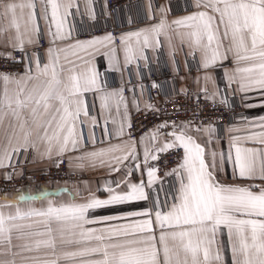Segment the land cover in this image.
Here are the masks:
<instances>
[{
  "label": "snow or ice",
  "instance_id": "snow-or-ice-1",
  "mask_svg": "<svg viewBox=\"0 0 264 264\" xmlns=\"http://www.w3.org/2000/svg\"><path fill=\"white\" fill-rule=\"evenodd\" d=\"M41 3L43 18L49 21L52 43L68 38L70 31L65 21L73 7L72 0H41ZM195 6L197 11L171 24L161 19L149 29L122 36V43L127 45L126 62L133 58V49L128 43L131 38H136L137 47H148L152 40L159 43L158 37L166 35V29H185L176 34L193 51L201 53L204 68L231 56L236 67L228 74L229 81H235L241 91H264V0H195ZM4 21L0 23V34L14 50L23 53L26 44L38 43L40 28L35 0H0V22ZM113 39L108 35L77 41L70 48L86 51L97 44L111 43ZM69 50L49 47V61L42 66L36 55L35 72L29 68L23 76L0 73V128L4 129L7 140L0 151V167L5 166L13 153L21 148H36L38 142L47 145L42 155L50 156L53 147L57 155L80 148L82 137L77 133L76 123L82 111L87 115L83 94L100 90V86L94 69L77 71L75 61L68 59ZM61 53H65L67 68L60 63ZM77 59L87 63L83 57L77 56ZM110 97H116L118 109L124 99L122 94H106L102 97L104 106ZM116 135L123 136V125ZM170 135L173 140L155 151L182 147L184 156L183 162L173 170L179 179V189L174 202L166 206L167 210L157 200L152 209L127 213V217H139L129 223L100 229L89 226L94 223L89 219L91 209L146 201L148 195L143 181L128 183V190L123 192L113 189L109 182L106 199L92 195L83 203L57 205L49 201L39 209H23L17 205L9 213L0 205V264H225L222 235L227 237L232 264H264V186L220 183L216 179V153L211 154L209 164L204 148L191 136L184 132ZM254 135L264 145V131ZM157 137V132L152 133V140ZM239 139L233 137L235 155L233 158L230 152L227 159L233 162L239 178L264 180V151L240 147L236 143ZM13 140L17 141L15 145ZM117 151H123L122 145L88 152L78 159L88 158L93 165L99 160L101 165L111 166L112 160L119 165L136 158L133 142L131 150L122 156L104 159ZM149 157L158 158L145 148V163ZM220 162H224L223 153ZM156 171L153 167L147 168V186L157 179ZM113 219L121 217L103 218ZM73 245L79 247L65 250Z\"/></svg>",
  "mask_w": 264,
  "mask_h": 264
},
{
  "label": "crops",
  "instance_id": "crops-1",
  "mask_svg": "<svg viewBox=\"0 0 264 264\" xmlns=\"http://www.w3.org/2000/svg\"><path fill=\"white\" fill-rule=\"evenodd\" d=\"M98 1L99 7L106 9V0ZM35 2L40 28L39 38L41 34H44L48 42L44 52V62L41 66L49 61L47 51L49 47L69 48L70 50L67 53L68 59L75 61L77 71L94 69L98 73L97 79L100 90H93L83 94L87 115H84L82 111L76 123L77 133L82 137L78 150L67 151L63 155H57L56 148L53 147L50 156L42 155L47 145L43 142H38L36 148L29 147L27 150L21 148L20 151L13 153L11 159L5 161V166L0 167V179H12L19 177L24 172L28 174L46 172L50 168L57 166L62 158H66L68 169L75 177L50 181L45 184L26 185L15 191H0V205H4L3 210L6 213L14 212L17 205L23 209H28L29 207L39 209L46 207L49 201L57 205L72 202L83 203L92 195L99 199H106L109 195L107 191L109 182L113 189L123 192L128 190L126 187L128 183L143 181L146 184L145 191L148 195L147 170H142L141 167L137 169L134 166L136 164L140 165V161L144 160L145 148L150 151V154L155 155L156 148L162 147L165 142H171L173 140V137L170 135L172 132H176L177 134L184 132L186 135L191 136L204 148L205 159L209 164L212 159L211 154H217L216 179L220 183L240 186H264V180L259 178H239L238 170L235 169L233 162L227 159L230 152L233 158L235 155V149L232 147L233 137L240 138L236 141L240 147L264 151V145L259 143L260 137L254 135L264 131V127H261L264 124V121L261 120L264 117V91L259 89L241 91L235 81H229L228 74L236 67L231 56L227 60H218L214 65L206 69L202 65L201 53L193 51L189 44L186 41L182 42L180 36L176 34L177 32L185 31V29H166L167 34H161L158 37L159 43L152 40L148 47H137L136 38H131L128 43L132 46L133 58L131 62H126L125 49L127 45L122 43V36L142 29H149L151 26L159 23L161 19H165L171 24L176 19L188 16L197 11L195 0H190L192 6L190 10L184 11H175L182 6L184 7V4L179 3L171 6L167 0H159L158 6L146 2L143 6L130 8L123 14L130 24H132L131 26L134 27L122 33L119 36V42L110 33L86 39L72 38L70 27L76 28L81 25L82 18L93 20L96 12L94 0H72L73 7L69 9L70 14L66 17L65 21V27L70 31V36L63 40H57L54 44L49 34V21L44 19L42 15L44 5L41 3V0H35ZM161 9H163V12ZM0 23H6V21ZM108 35L114 38L111 43L104 42L97 44L86 51L70 48L77 41H88ZM169 37H171V42L169 41ZM33 39L35 40L36 37L34 36ZM37 44H26L24 49H31ZM13 50L5 37L0 34V54H8ZM73 52L76 55H72ZM60 55V63L64 64L67 68L68 65L64 59L65 53H61ZM77 56L83 57V60L87 61V63L77 59ZM190 60L198 62L201 65V69L191 73L187 72ZM33 61L34 68L32 71L35 72V57ZM164 64L169 66L176 75V78L166 87L161 84L158 86L159 84L153 82L150 84L152 89L159 88L162 92L168 90L190 92L194 95L206 96L216 101H225L229 97H235L246 109L247 121L239 124H229L221 131L214 125H196L188 122H178L154 129L138 140L130 138L128 136V129L132 114L140 110L148 111V109L157 103V98L153 102L148 99L146 86L140 79L146 72L154 68L160 69ZM241 66L246 65L242 64ZM179 69H182V73H178ZM27 72L28 70L25 73ZM11 75L23 76L24 73ZM206 76L209 79L206 80ZM132 77L140 81L136 87L129 85V80ZM112 82H118L119 85L111 86ZM125 87L128 88L127 93L124 90ZM113 92L122 94L124 98L123 102L119 104L118 109L116 97H110L107 106H104L102 97ZM5 124H7V121H5ZM121 125H123V136H117L116 132ZM209 128H211V131L207 130ZM154 132L158 133L156 140L151 139V135ZM33 139H35V132L33 133ZM86 142L90 144L89 147L85 146ZM133 142L135 143L136 158L124 161L119 165L114 160H112V165L109 166L108 163L101 165L99 160L93 165L88 158L83 161L78 159V157L88 152L108 149L110 146L117 144L122 145L123 151L109 153L104 157L107 161L112 157L122 156L131 150ZM16 143V140L12 141L13 145ZM6 145L7 140L5 139L4 129L0 128V151H3ZM221 153L224 155L223 163L220 162ZM17 160L21 161L20 166H12V162H16ZM80 165L83 166L81 167ZM114 167H118L119 170L114 171ZM178 189L179 179L177 177V192ZM253 190L258 191V188H254ZM147 209H151L149 195L146 201L101 206L89 211V219L94 221L89 226L96 229L109 225L120 226L139 218L127 217V213ZM105 217H121V219L105 221L103 220ZM220 240L225 244V247L222 248L224 262L225 264H232L231 250L227 247L226 243L227 237L222 235ZM76 247L79 246L73 245L65 250H75Z\"/></svg>",
  "mask_w": 264,
  "mask_h": 264
},
{
  "label": "built area",
  "instance_id": "built-area-1",
  "mask_svg": "<svg viewBox=\"0 0 264 264\" xmlns=\"http://www.w3.org/2000/svg\"><path fill=\"white\" fill-rule=\"evenodd\" d=\"M171 6L179 3L184 7L175 11L190 10L192 8L190 0H167ZM150 2L154 6H158L159 0H106V9L99 7V1L94 0L96 6L95 17L93 20L82 18L81 25L76 28L70 27L71 37L74 39H86L93 36L110 33L117 42L119 36L131 29L130 22L123 14L127 10L137 6H143L144 3ZM145 18V16H144ZM143 18V19H144ZM79 21V19H77ZM48 42L41 34L38 44L31 49L10 51L8 54H0V73L22 74L34 68L33 59L29 57L40 58V63L44 62V52ZM201 69L198 62L190 60L188 62L187 72H195ZM178 73H182L179 69ZM176 75L172 72L167 64L161 66L160 69H151L146 72L140 79L147 89V96L150 101L157 98V103L150 109L134 112L131 116L128 136L138 140L145 134H149L161 125L168 126L178 122H188L196 125H214L220 131L229 124H239L247 121V112L243 104L235 97H229L225 101H216L206 96L194 95L190 92L168 90L160 91L159 88L152 89L151 83L156 82L158 86H169L174 81ZM137 78L132 77L129 85L137 86L140 82ZM111 86H118V82H112ZM125 92L128 88L125 87ZM86 142L85 146L89 147ZM157 159H148L140 161L142 170L148 167L157 169V181L149 186L148 195L150 199L151 209L153 203L159 201L164 210L168 205L174 202L177 194V176L174 173L179 164L183 160L184 152L182 147H174L164 152H156ZM21 161L12 162V166H20ZM75 176L68 169L66 158H62L57 166L50 168L43 173L28 174L22 173L19 177L12 179H0V191H15L26 185L45 184L50 181L71 179Z\"/></svg>",
  "mask_w": 264,
  "mask_h": 264
}]
</instances>
